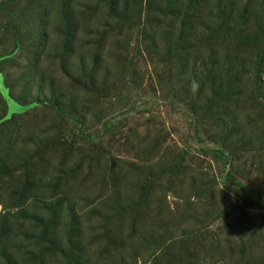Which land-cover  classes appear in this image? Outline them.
<instances>
[{"label": "rangeland", "instance_id": "1", "mask_svg": "<svg viewBox=\"0 0 264 264\" xmlns=\"http://www.w3.org/2000/svg\"><path fill=\"white\" fill-rule=\"evenodd\" d=\"M110 1L0 0V264H264V0Z\"/></svg>", "mask_w": 264, "mask_h": 264}, {"label": "trees", "instance_id": "2", "mask_svg": "<svg viewBox=\"0 0 264 264\" xmlns=\"http://www.w3.org/2000/svg\"><path fill=\"white\" fill-rule=\"evenodd\" d=\"M208 1V0H207ZM217 6V4L219 3V1H216V0H213ZM112 1H110L109 3H112ZM213 2V3H214ZM146 8H149V7H146ZM148 10V9H147ZM219 12L221 13V17L223 18L225 15H227L222 9H220L218 12H217V15L219 14ZM43 14H41L42 16ZM233 17V22H236L237 19L239 18L238 16H234V15H231ZM240 16V15H239ZM220 17V18H221ZM49 24L52 25L55 21L54 20H48ZM187 22V25H185L184 27L187 29L188 28V21L187 20H183V23H186ZM223 29H226L228 30V26L226 24L223 23L222 25ZM237 29H239L236 33L233 34L232 38L230 39V35L228 34H225L224 33V37L228 40L227 44L228 46H235V44L238 42V46H242L244 47L247 42H251V46L252 48L250 49V51H247L246 53H242L241 55H239L241 57V59H246L247 57V61L249 62L248 66H250V68H253L255 70H258L263 72L264 73V63L262 64V62H264V36H263V46H261L260 48H255L254 45V41L249 39V38H243L242 40H240V38L242 37V34L247 31V28L246 27H237ZM238 39V40H237ZM236 40V41H235ZM192 42L193 41V38L190 40V42H186L185 43V46L187 47H190L192 45ZM239 56H235V60H237L236 62L237 63H240L241 64V67H242V62L241 60L239 59ZM249 70V69H248ZM250 71V70H249ZM252 85H253V90L254 89H257L258 87H260V84L253 80L252 82ZM0 94L5 102V106H6V112L5 114L3 115V119H7L12 113H20L24 110H26L27 108L30 107L29 104H17L12 98H10L8 96V92H7V89L6 87L3 85L2 83V79H1V76H0ZM264 113V112H263ZM260 134L258 135H254L255 138H261L259 137Z\"/></svg>", "mask_w": 264, "mask_h": 264}]
</instances>
